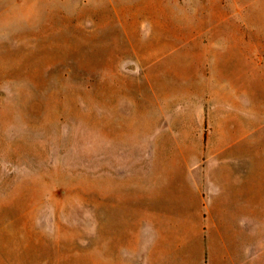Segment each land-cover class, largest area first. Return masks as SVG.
I'll return each mask as SVG.
<instances>
[{"label":"rangeland","instance_id":"rangeland-1","mask_svg":"<svg viewBox=\"0 0 264 264\" xmlns=\"http://www.w3.org/2000/svg\"><path fill=\"white\" fill-rule=\"evenodd\" d=\"M232 8L0 0V264H264V14Z\"/></svg>","mask_w":264,"mask_h":264},{"label":"crops","instance_id":"crops-1","mask_svg":"<svg viewBox=\"0 0 264 264\" xmlns=\"http://www.w3.org/2000/svg\"><path fill=\"white\" fill-rule=\"evenodd\" d=\"M224 3L228 6H237V9H231V14H264V5H262L260 0H223ZM233 19H245V17L241 16H233ZM255 19H262L263 17L258 16L254 17Z\"/></svg>","mask_w":264,"mask_h":264}]
</instances>
